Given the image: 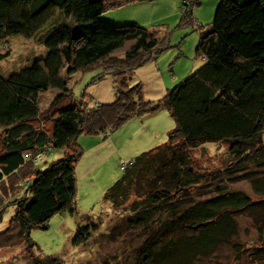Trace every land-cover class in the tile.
Instances as JSON below:
<instances>
[{
    "label": "trees",
    "instance_id": "obj_1",
    "mask_svg": "<svg viewBox=\"0 0 264 264\" xmlns=\"http://www.w3.org/2000/svg\"><path fill=\"white\" fill-rule=\"evenodd\" d=\"M138 1L153 0H0V61L11 55L12 34L34 37L45 49L21 69L0 73V216L5 204L14 206L4 234L10 239L14 225L31 248V228L46 227L65 208L75 212L81 133H108L166 109L174 120L168 139L121 164L124 176L106 192L120 217L107 234H142L133 264H193L221 244L264 259V0H219L205 32L194 14L201 0H178V24L199 31L194 51L202 64L152 99L131 74L157 58L168 37L136 20L100 16ZM78 70H96L89 83L112 77L113 98L87 105L70 97L68 78ZM49 88L59 92L41 108L40 91ZM210 141L224 147L218 162L202 158L213 151L202 147ZM52 149L61 155L40 166ZM240 179L255 196L225 188ZM217 180L225 182L195 196ZM247 210L260 218L259 237L243 247L234 240L236 215ZM97 228L91 219L79 224L72 243H85Z\"/></svg>",
    "mask_w": 264,
    "mask_h": 264
},
{
    "label": "rangeland",
    "instance_id": "obj_2",
    "mask_svg": "<svg viewBox=\"0 0 264 264\" xmlns=\"http://www.w3.org/2000/svg\"><path fill=\"white\" fill-rule=\"evenodd\" d=\"M218 2L219 0H201V3L194 8V14L202 24L201 32L210 28L209 23L213 19ZM115 13H119L118 16ZM180 14L178 0H153L132 2L111 8L102 12L100 16L118 23L135 19L146 27L156 28L159 35H166L168 37L167 43L165 42L166 47L156 58L158 61L156 65L160 68L158 75L162 74L166 82H171L173 79L176 82L202 64V57L196 56L194 51L199 31L192 25H179ZM61 17L65 18L68 24H73L75 21L72 16L70 19ZM36 40L34 37H24L19 34L10 35L8 42L11 55L2 62L0 66L2 72H6L7 67H11L14 71L19 66L17 69L19 70L31 62L32 56H43L45 49L41 53L39 45L34 42ZM94 73L96 70H78L72 73L68 78L70 97L74 100L82 99L85 104L92 105L99 102L95 98L104 96L103 93H108V89L113 92L114 81L109 75L99 80L100 82L89 83ZM131 77V82L142 83L146 95L155 92L148 91L153 85L148 62L138 66ZM58 92L59 90L55 88L40 91L41 108H46ZM66 102L61 101L62 104ZM144 116L134 118L135 121L127 119L108 133H81L77 141L84 151L107 135L109 140L105 145L95 144L93 151L87 154L91 163L98 161L93 165V169L89 170V165L81 166L82 162H79L77 170L75 168L77 187L75 201L72 204L75 212L65 208L53 214L47 220L46 227L31 228L30 237L34 241L33 247L26 245L14 225L10 226V239L4 234L14 212L12 203L5 204L0 216V264H35L33 256L42 264H54L49 257L57 258L61 264H133L135 247L143 238L142 234L137 229L122 230L115 236L107 234L110 226L119 222L120 217L116 214L118 209L114 208L112 198L107 196L106 192L124 176L126 168L121 165L123 162H129L133 156L168 139L174 120L166 109ZM217 145L219 143L205 142L202 147L212 148L213 151H207L211 153L210 156H207V152H203L202 158L215 162L222 159L220 151L224 147ZM202 147L200 151L203 150ZM218 148L221 150L218 151ZM60 155V149H52L48 154L42 155L39 164L43 167ZM224 182L217 180L206 189L202 187L195 196H204L212 192L215 184ZM225 188H239L252 195L255 194L250 182L244 179L228 182ZM89 219L97 222L98 228L85 243L73 244L72 238L77 226ZM259 219H255L249 210L237 213V232L234 240L239 241L243 247L250 245L251 242H258ZM248 251L249 248L237 251L232 244H221L212 253L198 258L193 264H264L263 258L254 259Z\"/></svg>",
    "mask_w": 264,
    "mask_h": 264
},
{
    "label": "crops",
    "instance_id": "obj_3",
    "mask_svg": "<svg viewBox=\"0 0 264 264\" xmlns=\"http://www.w3.org/2000/svg\"><path fill=\"white\" fill-rule=\"evenodd\" d=\"M115 14L118 16L119 13H115ZM116 20H118V19H116ZM132 20H135V19H132ZM39 48H40V52L43 53V47L41 45H39ZM3 61H0V66H1ZM156 62H158L156 60V58L154 60H151V61L148 62V66L150 68L151 77L153 78V85L151 86L150 89H148V91H150V90H154L155 91V92H153L151 94H148V95H146V93H144L145 97L148 98V99L157 98V97L161 96L162 93L164 92L165 88L167 86L171 85L173 82H175V79H173L171 82L170 81L166 82V80H165V78L163 77L162 74L158 75L159 74L158 69H160V68L157 67ZM7 68H8V70H6V72H2V70L0 68V73L4 75V73H8L9 71H11V67H7ZM152 68H154V70ZM98 83H95V84H98ZM103 95L104 96H97V98H95V99L99 100V101H110L113 98V92H111L110 89H108V93L105 92V93H103ZM146 116H148V115H146ZM146 116H144V117H146ZM134 118H143V117L134 116V117L129 118L128 120L133 119L135 121ZM80 136H79V138H80ZM108 136L109 135H107V137L106 136L103 137L101 140H99L95 144L97 146L105 145V142H107L109 140ZM79 138H78V140H79ZM95 144L93 146L88 147L90 149L85 150L83 155L77 160V162H76V170H77V166H78L79 162H82L81 166L89 165V167H88L89 170L93 169V165L95 163H97L98 161H96L95 163H91V159L89 157H87V154H89V153H91L93 151V147L95 148ZM84 158H86V159H84ZM76 174H77V172H76Z\"/></svg>",
    "mask_w": 264,
    "mask_h": 264
},
{
    "label": "built area",
    "instance_id": "obj_4",
    "mask_svg": "<svg viewBox=\"0 0 264 264\" xmlns=\"http://www.w3.org/2000/svg\"><path fill=\"white\" fill-rule=\"evenodd\" d=\"M122 164H124V162Z\"/></svg>",
    "mask_w": 264,
    "mask_h": 264
}]
</instances>
